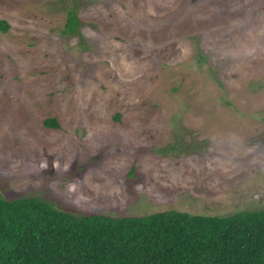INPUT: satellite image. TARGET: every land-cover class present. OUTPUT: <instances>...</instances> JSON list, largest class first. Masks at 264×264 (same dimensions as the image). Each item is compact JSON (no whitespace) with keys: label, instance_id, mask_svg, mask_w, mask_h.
Here are the masks:
<instances>
[{"label":"rangeland","instance_id":"obj_1","mask_svg":"<svg viewBox=\"0 0 264 264\" xmlns=\"http://www.w3.org/2000/svg\"><path fill=\"white\" fill-rule=\"evenodd\" d=\"M0 196L264 210V0H0Z\"/></svg>","mask_w":264,"mask_h":264},{"label":"trees","instance_id":"obj_2","mask_svg":"<svg viewBox=\"0 0 264 264\" xmlns=\"http://www.w3.org/2000/svg\"><path fill=\"white\" fill-rule=\"evenodd\" d=\"M80 25L68 8L64 33L80 35ZM0 264H264V210L77 215L37 197L0 196Z\"/></svg>","mask_w":264,"mask_h":264},{"label":"bare ground","instance_id":"obj_3","mask_svg":"<svg viewBox=\"0 0 264 264\" xmlns=\"http://www.w3.org/2000/svg\"><path fill=\"white\" fill-rule=\"evenodd\" d=\"M259 194V193H258ZM256 195V194H255Z\"/></svg>","mask_w":264,"mask_h":264}]
</instances>
